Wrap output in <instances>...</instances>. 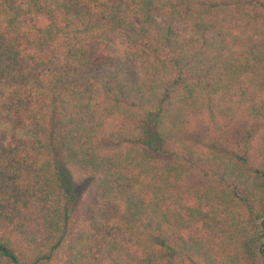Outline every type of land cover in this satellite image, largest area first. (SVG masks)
<instances>
[{
  "label": "trees",
  "instance_id": "obj_1",
  "mask_svg": "<svg viewBox=\"0 0 264 264\" xmlns=\"http://www.w3.org/2000/svg\"><path fill=\"white\" fill-rule=\"evenodd\" d=\"M62 246L264 264V0H0V264Z\"/></svg>",
  "mask_w": 264,
  "mask_h": 264
},
{
  "label": "rangeland",
  "instance_id": "obj_2",
  "mask_svg": "<svg viewBox=\"0 0 264 264\" xmlns=\"http://www.w3.org/2000/svg\"><path fill=\"white\" fill-rule=\"evenodd\" d=\"M74 179L77 181V185L75 186L76 192L80 195L81 200H82L86 194L85 192L87 190V184H88L89 178L86 176L79 175V176H76ZM78 222H79V218H77L74 223L77 225ZM65 259H66L65 247L62 246L53 255V258L50 264H64Z\"/></svg>",
  "mask_w": 264,
  "mask_h": 264
}]
</instances>
